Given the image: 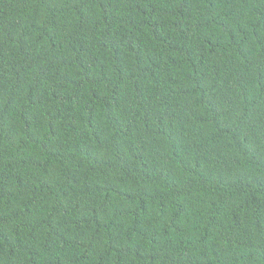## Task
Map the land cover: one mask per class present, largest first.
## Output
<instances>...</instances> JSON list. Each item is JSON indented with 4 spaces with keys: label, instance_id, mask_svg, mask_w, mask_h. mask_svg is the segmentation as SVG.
<instances>
[{
    "label": "trees",
    "instance_id": "1",
    "mask_svg": "<svg viewBox=\"0 0 264 264\" xmlns=\"http://www.w3.org/2000/svg\"><path fill=\"white\" fill-rule=\"evenodd\" d=\"M0 264H264V0H0Z\"/></svg>",
    "mask_w": 264,
    "mask_h": 264
}]
</instances>
